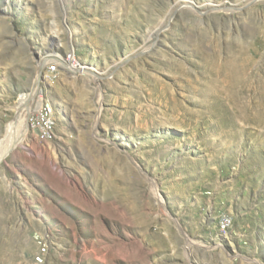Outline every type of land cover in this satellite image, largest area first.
Listing matches in <instances>:
<instances>
[{
    "label": "rangeland",
    "instance_id": "374dc122",
    "mask_svg": "<svg viewBox=\"0 0 264 264\" xmlns=\"http://www.w3.org/2000/svg\"><path fill=\"white\" fill-rule=\"evenodd\" d=\"M13 134L0 264H264V0H0Z\"/></svg>",
    "mask_w": 264,
    "mask_h": 264
},
{
    "label": "bare ground",
    "instance_id": "6f19581e",
    "mask_svg": "<svg viewBox=\"0 0 264 264\" xmlns=\"http://www.w3.org/2000/svg\"><path fill=\"white\" fill-rule=\"evenodd\" d=\"M187 5V3H185ZM184 7V6H182ZM181 7V8H182ZM174 12V11H173ZM55 58V56H54ZM72 67V66H71ZM49 71L51 73H55L56 71H58V66H54V67H51L49 66ZM83 72L82 70H78L74 67H72V73H79V72ZM233 76H234V79L237 80L239 78L238 76V71L236 69H233ZM240 71V70H239ZM92 73V72H91ZM240 74V73H239ZM99 76V75H98ZM234 80V81H235ZM236 82V81H235ZM36 89V88H35ZM35 97H37V106H36V109H35V112L37 111V115H44L42 117V124L43 125H50V138H53L55 137V128H56V120H55V111H54V106L52 105V103L50 101H44L41 103V101H39V93L36 89L35 92H33V94H30L28 96H23L21 98V101H20V109L21 107H23V105H26L28 104L27 108L28 110H30L33 105L31 106V104L34 102L35 100ZM31 106V107H30ZM24 108V107H23ZM22 108V109H23ZM24 110V109H23ZM25 111V110H24ZM22 111V112H24ZM22 114V113H21ZM28 114V113H27ZM24 115V114H23ZM27 116V115H26ZM25 117V116H24ZM27 118V117H26ZM24 119V118H23ZM22 121V120H21ZM24 121V120H23ZM25 124V123H24ZM35 129L37 130V135H38V129H37V120L34 121L33 123ZM11 133V132H10ZM9 135V134H8ZM9 137V136H8ZM38 138H39V135H38ZM40 139V138H39ZM40 140L42 141H49V137H42ZM6 143V142H5ZM15 143H16V139H15V135H11L10 136V139L8 140V143L4 146H1L0 148V160L5 158V156L7 155V153L9 151H11V149L15 146Z\"/></svg>",
    "mask_w": 264,
    "mask_h": 264
},
{
    "label": "built area",
    "instance_id": "2783aa9c",
    "mask_svg": "<svg viewBox=\"0 0 264 264\" xmlns=\"http://www.w3.org/2000/svg\"><path fill=\"white\" fill-rule=\"evenodd\" d=\"M62 65H70L76 69H79V63L74 61V54H69L67 58L65 59V62H58L56 61L54 64L50 65L51 67L54 66H62ZM44 115H37V111L35 113V120H37V129H38V135L41 139L42 137H49V141L53 140V138H50V125H43L42 124V117Z\"/></svg>",
    "mask_w": 264,
    "mask_h": 264
}]
</instances>
